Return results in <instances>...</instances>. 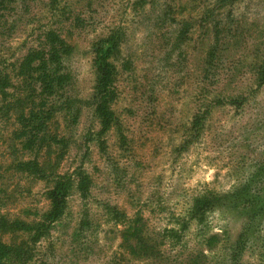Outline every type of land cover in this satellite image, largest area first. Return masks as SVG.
I'll return each mask as SVG.
<instances>
[{"label": "rangeland", "instance_id": "obj_1", "mask_svg": "<svg viewBox=\"0 0 264 264\" xmlns=\"http://www.w3.org/2000/svg\"><path fill=\"white\" fill-rule=\"evenodd\" d=\"M52 35L66 80L49 94L22 64ZM107 39L118 47L105 130L95 48ZM263 73L264 0H0V213L40 220L56 173L72 188L36 264H264ZM29 161L44 176L17 170ZM137 216L161 251L145 261L123 248Z\"/></svg>", "mask_w": 264, "mask_h": 264}, {"label": "trees", "instance_id": "obj_2", "mask_svg": "<svg viewBox=\"0 0 264 264\" xmlns=\"http://www.w3.org/2000/svg\"><path fill=\"white\" fill-rule=\"evenodd\" d=\"M52 45L48 53L45 51H32L25 58L22 64V70H31L32 65L36 63L35 70L39 73L38 79L42 83V88L49 94H53L57 89L62 88L66 76L58 72L59 61L65 52V45L56 35L51 36ZM118 43L115 39H107L96 45V67L97 84L95 93V114L100 118L104 129L107 130L113 120V113L110 104L114 98L112 83L115 75V68L112 63L113 55L117 50ZM63 49V50H62ZM34 70V68H32ZM264 74V73H263ZM7 87V79L0 77V91ZM34 119V118H33ZM31 119V123L33 122ZM31 126V125H28ZM18 171L28 173L29 175L42 174L43 169L39 168L36 161L20 162ZM52 187L47 192V199L50 201V209L38 221L27 222L21 218H11L9 215L0 213V264H36V246L50 235L52 226L64 215L67 208V199L72 188V180L67 176L53 174ZM42 176H44L42 174ZM79 189L86 194L89 191L90 183L87 175L82 172L79 175ZM218 197L198 199V211L204 204H218ZM200 205V206H199ZM215 206V205H214ZM255 205H249L247 208L255 210ZM110 213L116 215L118 220H124L126 215L118 214L116 208L108 207ZM252 219L254 217L252 216ZM145 223L143 219L137 216L131 221L130 225L122 231L123 248L128 253V257L135 261H145L154 256L160 255L156 242L145 234ZM236 243L235 258L243 249V238ZM216 236L209 239L210 246L213 244ZM213 241V242H212ZM203 255L193 257L187 264H205Z\"/></svg>", "mask_w": 264, "mask_h": 264}]
</instances>
